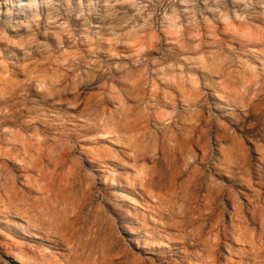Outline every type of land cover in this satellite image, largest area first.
I'll use <instances>...</instances> for the list:
<instances>
[{
  "label": "rangeland",
  "instance_id": "rangeland-1",
  "mask_svg": "<svg viewBox=\"0 0 264 264\" xmlns=\"http://www.w3.org/2000/svg\"><path fill=\"white\" fill-rule=\"evenodd\" d=\"M255 204L264 0H0V264H264Z\"/></svg>",
  "mask_w": 264,
  "mask_h": 264
},
{
  "label": "bare ground",
  "instance_id": "bare-ground-1",
  "mask_svg": "<svg viewBox=\"0 0 264 264\" xmlns=\"http://www.w3.org/2000/svg\"><path fill=\"white\" fill-rule=\"evenodd\" d=\"M58 17L56 16V17H49V19H50V21L51 20H56ZM49 21V20H48ZM53 23V22H52ZM54 23H59V20L58 21H56V22H54ZM35 26H37V34H38V36H40V37H42L41 35L42 34H45V33H47V32H45V33H42L43 31L41 30L42 28H39V26H41V23L39 24V25H35ZM46 30V29H45ZM47 35H49L47 38L48 39H51V36H50V33H47ZM62 41H64V42H66L65 41V38H62ZM179 158V157H178ZM199 160H200V158H199ZM177 161V160H176ZM194 161H198V158L197 157H195L194 158ZM176 163V162H175ZM247 176V175H246ZM155 181V180H154ZM208 188V187H207ZM212 188V187H211ZM208 190H209V188H208ZM219 190V189H218ZM218 190H214V188H213V192L211 191V190H209L211 193H213L216 197H217V195H219V193L221 192L220 190V192L218 191ZM208 191V192H209ZM220 195H221V193H220ZM220 195H219V197H220ZM208 196V195H207ZM214 197V196H213ZM207 198V197H206ZM211 199H212V197H211ZM233 199V198H232ZM231 199V200H232ZM207 200V199H206ZM215 200V199H214ZM216 200H217V198H216ZM235 200V199H234ZM210 201V200H209ZM256 201V200H255ZM262 203V202H261ZM235 204V203H234ZM235 207V206H234ZM241 207V206H240ZM239 209H241L242 210V208H239ZM239 209H237L236 211H239ZM198 210V209H197ZM188 211V210H187ZM195 211V210H194ZM189 212H191V211H189ZM188 212V213H189ZM185 213V212H184ZM238 213V212H237ZM240 213H241V211H240ZM235 214V213H234ZM250 214H251V216L250 217H252V220L253 221H256L257 219H259V217H258V215L259 216H262L263 218H264V205L263 206H260V205H257V204H255V205H253L252 207H251V211H250ZM261 214V215H260ZM187 215V214H186ZM190 214H188V216H189ZM215 215V214H214ZM236 215V214H235ZM188 216H186L187 218H189ZM211 216V215H210ZM260 221V220H259ZM261 222V221H260ZM261 226V225H260ZM209 228H211V226L209 227ZM260 230V229H259ZM223 231V230H222ZM258 232V231H257ZM258 233H260V235L258 234ZM257 234L261 237V239H263L264 238V226L263 227H261V231L260 232H258ZM222 234H224V233H222ZM253 235V234H252ZM204 237H206V236H204V234L203 233H196V234H193V235H184V236H182L181 238L183 239L182 240V243H184V244H188L191 240H192V242L194 243V245L195 246H199L200 244H202V242L204 243ZM252 237V236H251ZM253 237H255V235L253 236ZM218 238V237H217ZM254 240H255V238H253ZM219 241V240H218ZM216 245V244H215ZM217 246H218V243H217ZM256 249H258V248H256ZM259 251H261V249H258V252L257 253H255V255H254V257L256 258L257 257V255L258 254H261V253H259ZM260 257V256H259ZM262 259V258H261ZM257 262V261H256ZM258 263V262H257ZM141 264V263H140Z\"/></svg>",
  "mask_w": 264,
  "mask_h": 264
}]
</instances>
